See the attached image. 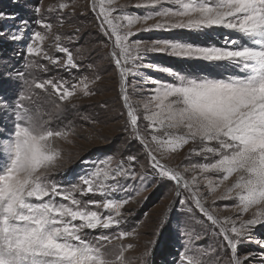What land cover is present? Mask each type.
Masks as SVG:
<instances>
[{
  "label": "rangeland",
  "instance_id": "obj_1",
  "mask_svg": "<svg viewBox=\"0 0 264 264\" xmlns=\"http://www.w3.org/2000/svg\"><path fill=\"white\" fill-rule=\"evenodd\" d=\"M62 4L66 7L61 8ZM146 4L147 0H112L111 3L109 0H0V133H6L17 123L18 113L23 109L16 105L22 103L34 120L44 122L53 131L67 133L64 138L54 139L60 155L48 170L49 180L70 189L80 183V177L106 167L113 174L117 169L123 173L106 181L115 187V191H106L108 199L128 201L116 216L119 226L85 231L89 233L88 239L101 233L110 236L121 231L130 233L123 240L113 239L109 245L113 251L119 245H132L124 253L127 264H185L180 259L183 255L193 256L201 264H235L234 257L242 264H264V222L248 226L240 237L231 232L233 226L241 228L252 219L257 210L252 208L242 213L236 192L225 195L236 176L221 183L222 173H201L199 167L194 168L193 165L215 159L208 156L206 161L208 154L192 153V149L199 148V142L189 143L175 153L161 154L155 144L149 143L153 129L145 119L155 111V104H149L148 109L144 105L160 86L186 79H227L233 75L226 61L177 56L171 50L152 51L164 48L163 43L155 42L225 47L234 33L224 28H156L153 26L162 21L155 14L176 5L171 0H162L154 6ZM101 7L111 11L109 18L120 26V34L132 33L129 44L141 42L136 60L127 64L121 61L130 69L123 80L113 56L119 49L114 47L115 37L109 25L102 24ZM125 15L155 18L147 23L141 19L129 29L124 27ZM36 33L44 39L34 40ZM30 46L39 48L40 55L30 54ZM61 47L71 53L76 67L66 65L68 53L59 51ZM48 80L63 83L67 90L76 86L75 94L61 100L50 86L46 90L34 87L35 83ZM81 81L87 84V95ZM28 95L30 100L21 101V96ZM124 95L129 97L128 105ZM129 105L137 115L136 126L130 123ZM155 135L163 137L164 133L158 131ZM138 137L144 138V143ZM149 151L161 164L180 172L185 180L191 182L196 175L198 184L186 190L183 183L177 185L162 177L153 167ZM209 179L213 186L219 185L215 192L210 190ZM194 195L218 223L209 221L200 212ZM76 196L82 204L105 199L99 193H76ZM89 207L109 214L102 207ZM260 208L264 210V206ZM222 228L236 242L234 253L226 247Z\"/></svg>",
  "mask_w": 264,
  "mask_h": 264
},
{
  "label": "snow or ice",
  "instance_id": "obj_2",
  "mask_svg": "<svg viewBox=\"0 0 264 264\" xmlns=\"http://www.w3.org/2000/svg\"><path fill=\"white\" fill-rule=\"evenodd\" d=\"M161 2L147 0L145 6ZM171 2L176 7L157 12L155 16H159L162 22L153 27L195 30L224 28L231 30L234 37L226 41L225 47L157 41L155 43H163L164 48L151 50H171L173 55L205 61H226V66L233 69V75L227 79H186L155 89L154 95L144 105L148 109L149 104H155V111L145 116L153 129L149 143L155 144L156 149L164 154L175 153L189 143L199 142V148L192 149V153L208 154L205 156L206 161L208 156L215 159L193 165L194 168L199 167L201 173H222L221 183L236 176L225 195L236 192L242 213L257 208L253 218L245 221L241 228H231V232L240 237L248 226L264 222V210L260 208L264 206V0ZM100 12L104 17L102 24H108L111 35L115 37L114 47L119 52H113V56L123 80L130 69L124 67L121 61L127 64L129 60H136L141 42L129 44L128 38L132 33L120 34V26L109 18L111 11L101 7ZM155 16L141 18L125 15L122 19L127 21L124 27L131 29L141 19L147 23ZM43 39L40 33L35 34L34 40ZM59 51L68 53L62 47ZM28 52L40 55L41 50L30 46ZM66 65L76 67L71 53L67 54ZM81 84L87 95V84L84 81ZM49 86L61 100H67L75 94L76 86H73V90H67L61 82L48 80L34 84L35 88L42 90ZM20 99L30 100L31 96H21ZM123 99L128 105L129 97L124 95ZM16 107L23 109L18 113L17 123L6 133H0V264H127L124 253L132 245H119L117 251L110 249L109 245L113 239L123 240L130 233L121 231L114 236L101 233L88 239L89 233L85 231L119 226L120 221L116 216L120 215V209L128 201L108 199L106 191H115V187L106 181L123 173L117 169L113 174L106 167L80 177V183L73 184L70 189L49 180L48 170L60 155L54 147V139L64 138L67 133L53 131L44 122L34 120L24 104H17ZM129 108L130 123L136 126L137 115L130 105ZM158 131L164 133L163 137L155 135ZM140 139L144 143V138ZM145 147L148 145L145 144ZM148 155L162 177L175 181L177 185L183 183L186 190L198 184L196 175L189 182L180 172L161 164L152 151ZM208 185L212 192L219 186H213L210 179ZM76 193H99L105 199L82 204ZM193 198L200 212L209 221L218 223L215 217L205 211L200 199L195 198V195ZM89 205L102 207L109 214L92 210ZM221 233L226 247L234 253L236 242L223 228ZM180 259L185 264H201L193 256L183 255ZM234 262L242 264L236 257Z\"/></svg>",
  "mask_w": 264,
  "mask_h": 264
}]
</instances>
